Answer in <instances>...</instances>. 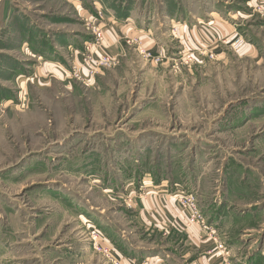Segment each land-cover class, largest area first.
<instances>
[{"label": "rangeland", "instance_id": "rangeland-1", "mask_svg": "<svg viewBox=\"0 0 264 264\" xmlns=\"http://www.w3.org/2000/svg\"><path fill=\"white\" fill-rule=\"evenodd\" d=\"M77 1H16L17 9L28 14L25 26L65 32L80 47L81 60L72 66L73 58L65 54V79L56 80L48 66L52 77L45 84L28 73L31 65L18 68L13 62L21 60L0 59V251L38 263L48 251L70 247L74 237L84 240L75 207H98L111 215L112 204L102 190L121 197L126 185L165 178L194 196L203 220L226 227L230 238L218 242L232 251L234 261L252 253L263 261L264 22L259 15L245 7V0H205V10L219 11L227 27L239 30L244 45H255V58L229 45L213 50L212 45L180 44L169 15L194 10L191 1L101 0L115 8L128 6L134 17L131 23L121 22L131 26L116 33L107 13L94 8L99 0ZM81 8L91 15L80 14ZM223 9L229 15L222 16ZM93 28L114 35L120 47H107L103 38L116 64L84 83L71 71L83 68L85 46L94 42ZM0 34V50L8 57L18 53L11 50L17 46L10 43L8 31ZM49 41L50 49L57 50L55 37ZM201 49L212 51L216 59L198 56ZM183 53L195 60L185 65ZM29 55L22 60L29 61ZM56 188L71 206L65 201L59 207L64 197L48 192ZM113 208L120 212L115 204ZM129 212L115 214V219L123 235L138 243L143 231L134 211ZM12 237L20 245L34 241L14 248ZM93 251L99 264H110ZM45 264L61 263L51 257Z\"/></svg>", "mask_w": 264, "mask_h": 264}, {"label": "crops", "instance_id": "crops-1", "mask_svg": "<svg viewBox=\"0 0 264 264\" xmlns=\"http://www.w3.org/2000/svg\"><path fill=\"white\" fill-rule=\"evenodd\" d=\"M16 1H2L0 31L2 29L8 31L7 37L10 43L17 46V48H11V50L14 52L15 49L18 53L9 55L8 57L6 51L0 50V59L4 56L11 60H21L20 64L15 61L13 62L18 68H21L23 64L26 66L31 65V71L28 73H31L30 75L35 80L39 78L38 80L44 81L45 84L49 83V78L52 77V72L49 71L48 66H51L53 71H55L53 73L56 76V80L57 78L64 80L63 72L67 69L63 68L62 62L65 54L67 55L68 53L73 58L72 66L77 65L81 57L76 50L80 47L71 42L70 36L63 31H49L46 29L40 32V29L37 30L38 26L32 24L25 26L26 21H24V18L27 20L28 14H23L17 9L18 3ZM185 1L196 3L194 5L195 9H186L187 11L182 16L177 11L176 14L169 15L171 19L170 27L176 32L178 37L175 38L179 39L180 44L187 43L195 48L206 44L212 45L213 50H217L218 46H221L218 43L219 40L225 39L229 41L236 34L240 33L235 27L226 26L222 18H219L221 17L219 11L214 9L211 11L205 10V0ZM99 2L93 3L94 8L98 10L102 9V11L104 10L107 13L106 17L111 22L115 33L116 31L123 32L124 27L131 26V24H127L123 27L121 24V22L131 23L130 19L134 18L128 6L115 8L103 4L101 0ZM243 4L252 11V14L259 15L258 17L264 22V0H245ZM259 5H261L262 11L256 12L255 9ZM171 8L176 10L177 5L173 4ZM224 12L225 10L223 9L221 12L222 16H225V14L229 15L227 11L225 14ZM237 13L241 16L240 12ZM80 14H83V16L91 15L83 9L80 11ZM120 18H124V20H120ZM37 33H41V37L39 35L36 37ZM50 36L55 37L57 50H52L54 46L50 49L49 42H53L49 41ZM215 42L217 43L216 45ZM104 43L107 47H114L115 49H119L120 47L119 42L115 41L114 35L109 32L104 35ZM60 47H62V53L60 52ZM240 51L243 53L247 52L248 55L255 58L259 55L255 45L249 42ZM27 52L31 54V58L30 60L28 59L29 61H23L22 59L25 56H30ZM12 56H15V58ZM38 65H41V67ZM12 72L11 70L9 74L11 75ZM21 73L26 74V71L21 69ZM15 77L18 78L19 75ZM25 80L27 79L25 78ZM179 188L182 187L175 183L170 184L165 178H145L144 181L138 184V187L126 185L124 191L121 193V197H117L115 194L111 196V189L106 188L105 191L102 190L104 199L107 203L112 204L111 215L109 212L106 213L98 207H94L93 209L90 206L89 208L85 207L79 210L75 207V210L78 211L76 212L77 218H75V221L79 225L77 229L79 230V235H84V240L74 237L73 242L67 249H58L59 251L56 252L48 251L42 256L37 251L34 255L37 258H39L38 255L41 257L38 259V263L35 264H45L48 258L50 259L51 257H56L61 264L66 263L67 259L72 260L74 264H99L101 262L98 257L99 255L92 249V240L89 237V235H92L91 233L99 235V239L101 240L100 243L99 240L97 242L103 247L111 249L114 255L120 259L121 264H236L237 261L238 264H264V260L259 262L257 260L259 253L251 257L252 253L234 261V254L227 249V246L224 245L226 249L223 252L219 251L216 244L211 240V237L216 236L217 241L225 243L230 238L226 233V227L221 226V223H217L214 220L206 221L205 218L202 226L197 223H188L175 200V194ZM60 190L62 189L56 188L48 192L52 197H64L63 203L60 202L59 205L60 208H63L65 207V201H67L68 205L70 201L65 197L64 193H60ZM135 194H138V197H135ZM124 201L127 203H124ZM113 204L118 206L116 210L120 211L123 216L124 214L131 213L129 212L130 210L134 211L135 220L143 231V237L139 239L138 243H131L129 238L123 235L124 230L118 229L115 214L120 217L118 215L120 212L114 210ZM128 206H131V209ZM89 209H91V212H89ZM103 220H105V223H103ZM65 227L66 225H64L62 231ZM212 232L216 235H213ZM74 236L76 235L74 234ZM10 240V246L12 245L14 248L16 246H27V244L30 246L34 241L33 239H26V243L20 245L21 243L18 242V239L14 240L12 237ZM34 246L36 245L34 244ZM28 260L29 257L26 255H19L16 252L7 253L3 251V248L2 252L0 251V264H29Z\"/></svg>", "mask_w": 264, "mask_h": 264}, {"label": "built area", "instance_id": "built-area-1", "mask_svg": "<svg viewBox=\"0 0 264 264\" xmlns=\"http://www.w3.org/2000/svg\"><path fill=\"white\" fill-rule=\"evenodd\" d=\"M255 10L256 12H261V5H259ZM92 35L94 37V42L86 45L83 52L84 58L81 62L83 68L73 69L71 71L72 77L84 83L87 79L92 78L97 71L112 68L116 64V59L111 56V54H109L102 45L104 35L101 30L93 28ZM218 43L221 45H229L232 49L239 50L245 44V41L241 35L236 34L231 40L226 41L225 39H222L219 40ZM216 44L217 43L215 42V45ZM198 56L207 57L210 60L216 59L215 53L205 49H201ZM182 58L185 65H190L195 60L193 55L189 53H183ZM175 200L181 212L186 216L188 223H197L201 226L203 225V219L200 216L197 202L192 194L186 193L182 190V188H179L175 194ZM91 234L93 249L98 253H102L103 257H105L110 264H121L120 259L114 255L111 249L103 247L99 244L101 240L99 239V235L97 233ZM211 239L219 250L224 251L222 244L217 241L216 237H211ZM98 240L99 243L97 242Z\"/></svg>", "mask_w": 264, "mask_h": 264}]
</instances>
